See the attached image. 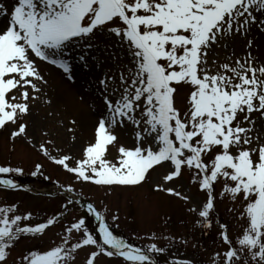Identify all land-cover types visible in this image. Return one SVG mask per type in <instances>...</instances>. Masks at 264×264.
Returning <instances> with one entry per match:
<instances>
[{"label":"snow or ice","instance_id":"snow-or-ice-1","mask_svg":"<svg viewBox=\"0 0 264 264\" xmlns=\"http://www.w3.org/2000/svg\"><path fill=\"white\" fill-rule=\"evenodd\" d=\"M254 26L264 31V0L0 2V130L12 125L13 141L27 138L25 118L31 115L32 101L39 99L31 92L43 94L40 85L49 83L45 77L51 73L45 68H55L75 84L79 67L94 77L86 81L85 90L93 95L89 107L95 111L97 101L101 106L94 137L78 156L52 155L46 147L55 148L51 140L38 148L36 142L29 143L76 182L108 189L138 187L162 168V183L155 190L185 204L191 198L168 184L187 169L191 183L206 194L202 204L188 211L205 229L212 227L215 186L220 184L219 196L233 204L229 211L237 216L238 228L232 236L227 224L218 225L224 249L213 254V264H264V63L252 57V40L247 56L238 57L235 66L210 56L217 47L227 48L229 41L247 39ZM181 87L188 89L183 108L176 103ZM253 114H258L255 119ZM129 125L135 134L131 146L121 144L116 134L117 128ZM42 169L37 163L31 175H41ZM0 174L5 189L21 187L12 177L23 175V168L0 165ZM59 187L75 193L71 184ZM74 203L69 197L62 208ZM84 211L99 221V239L86 216H80L63 228L59 243L27 250L18 264H75L77 253L86 247L92 250L84 264H96L100 255L120 258L121 264H159L153 256L166 248L157 242L135 246L114 234L118 214L109 218L106 207L100 210L91 202ZM17 213L15 204L0 206V264H7L22 236L43 234L63 215L31 226L23 223L31 212Z\"/></svg>","mask_w":264,"mask_h":264},{"label":"rangeland","instance_id":"rangeland-1","mask_svg":"<svg viewBox=\"0 0 264 264\" xmlns=\"http://www.w3.org/2000/svg\"><path fill=\"white\" fill-rule=\"evenodd\" d=\"M263 33L264 31L254 26L247 39L237 38L229 41L227 48L217 47L210 56L220 64L229 62L235 66L234 61L238 57L247 56L249 51L247 43L248 40H252L253 44L250 49L252 57L257 58L256 63H264ZM100 43H103V40ZM228 57L232 58L231 61L227 60ZM209 65L213 67V71L217 70L212 65V59L209 60ZM75 73L77 77L75 84L61 78L66 84L77 87L73 99L75 102L73 100L71 102L77 106L78 104L84 105L89 112L81 111V107H76V105L71 106L68 98L59 95L51 76L46 75L45 78L49 83L40 85L43 88V94L29 90L32 95H39V99L32 101L31 115L25 118L28 124L27 138L19 137L13 141L11 133L16 129L12 125L0 130V165L10 164L13 167L23 168V175H16L12 178L18 183H32L40 189L48 186L59 187V185L68 187L71 184L76 194L95 204L98 209L103 210L106 207L109 218L112 214L119 215L118 225H113L114 234L122 236L135 246L146 247L151 242H157L158 246L166 248L163 254L154 255L160 264H174L177 261L181 264L189 261L191 264H213V254L224 249L219 237L218 225L227 224L232 236L236 234L238 228L237 216L229 211L233 204L228 198L221 200L219 196L222 187L220 184L215 186L217 198L213 224L210 229H205L196 224L197 215L188 211L193 205L202 204L206 200V194L200 191L197 185L191 183V173L187 169L181 177L170 182L168 186H174L183 194L188 195L191 198L189 204L165 192L155 190L157 183H162L159 175L163 172L162 168L151 172L147 180L138 187L108 189L87 182H76L73 175L37 150L40 143L51 140L55 148L52 144H46V147L52 155L71 153L73 156H78L82 147L92 139L98 119L97 112L101 106L97 101L95 111L89 107L93 95L90 90L85 89L87 88L86 81H94V77L91 74L86 75L79 67L75 69ZM187 93L188 89L181 87L176 97V103L181 108L186 104ZM81 96L84 97L83 100L80 99ZM49 99L52 101L51 104L46 103ZM257 115L253 114V119ZM240 119L242 120L243 117L241 116ZM73 120L76 124L72 123ZM44 132L48 135H43ZM116 134L121 144L133 145L135 134L130 125L117 128ZM73 137L76 138L75 141ZM30 140L36 142L37 148L29 143ZM56 148L64 149V153H58ZM110 151L115 156L116 149L111 148ZM37 163L43 165L42 174L32 176L31 173L35 170ZM67 199L63 196H43L27 190H11L0 186V206L15 204L18 209L17 214L32 213L31 219L23 222L25 224L34 226L45 222L53 215L63 213L59 221L47 228L43 234L22 236L9 252L7 264H18V257L29 249H46L59 243L61 236L64 235L63 228L74 218L80 216H86L89 228L99 239L97 223L91 217L88 218L89 215L83 213L84 210L80 204L74 203L67 209L62 208ZM153 233H155V238L152 236ZM91 250L88 247L80 250L76 255L75 264H83L86 254ZM96 264H121V259L100 255Z\"/></svg>","mask_w":264,"mask_h":264},{"label":"bare ground","instance_id":"bare-ground-1","mask_svg":"<svg viewBox=\"0 0 264 264\" xmlns=\"http://www.w3.org/2000/svg\"><path fill=\"white\" fill-rule=\"evenodd\" d=\"M2 2H6V3H10L11 0H0ZM262 36H264V33L262 34ZM46 72H50L51 73V79H52V83L54 84L55 88H58V91H59V95L61 97H66L68 98V100L70 101V105L73 106V105H76V107H81L80 110L83 111V112H89L87 109H85L84 105H81V104H73L71 102V100L74 99V93H76V89L77 87H72L71 85L69 84H66L63 79L61 78L60 76V72L57 71L55 68H52V67H46L45 68ZM57 91V89H56ZM58 93V92H57ZM74 101V100H73ZM75 102V101H74ZM94 137V134L92 135V138ZM58 190H62L61 188H58V187H46V188H43L41 189V191L43 192H54V191H58ZM68 197H71L73 198L74 200L76 201H80L81 205L84 207L87 203H89V201L81 196H79L78 194L76 193H66ZM99 225V223H98Z\"/></svg>","mask_w":264,"mask_h":264}]
</instances>
